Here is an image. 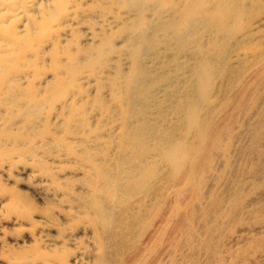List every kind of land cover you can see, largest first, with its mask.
Segmentation results:
<instances>
[{"label":"rangeland","instance_id":"1","mask_svg":"<svg viewBox=\"0 0 264 264\" xmlns=\"http://www.w3.org/2000/svg\"><path fill=\"white\" fill-rule=\"evenodd\" d=\"M140 3L0 0L4 60L0 74L6 72L0 81V133L21 135L16 140L0 136V264H93L101 253L99 240L106 238L101 225L89 220L93 202L102 206L115 246L132 242L129 230L122 228L130 220L126 210L134 208L140 196L113 207L105 191H95L98 183L92 181L89 161L116 179L117 171L134 161L119 147L121 131L130 133L128 149L141 143L137 148L158 153V137L182 129L180 118L199 58L193 53L197 45L193 35L186 38V49L180 50L172 32L164 29L171 20L169 5L141 7ZM198 31L200 49L215 47L223 53L215 70L224 57L228 64H236L253 61L264 52L262 32L242 44L228 45L225 36L212 39L202 26ZM13 35L19 41L8 43ZM241 47L250 52L240 53L238 60L231 58ZM98 50H103V65L91 73L87 61ZM209 61L216 59L209 56ZM76 66L79 73L73 80L68 70ZM133 68L140 71V78L126 100L123 95ZM244 76L243 83L253 86L239 111L232 99L237 84L230 78L213 80L215 124L228 126L218 148L197 159V189L189 187L178 199L168 196L156 211L154 227L166 206L178 202L169 236L163 239L170 243L167 263L157 264H264V128L257 129L259 136L254 139L244 124L255 120L244 114L250 107L258 109L253 98L260 99L258 88L264 86V77L255 80L250 71ZM57 80L64 83L60 96ZM71 106L78 110L71 111ZM133 118L147 121L144 132L133 135ZM155 160L152 191L161 196L170 183L169 169L159 155ZM11 191L24 202L16 209ZM204 240L211 244L208 249L201 248Z\"/></svg>","mask_w":264,"mask_h":264},{"label":"bare ground","instance_id":"2","mask_svg":"<svg viewBox=\"0 0 264 264\" xmlns=\"http://www.w3.org/2000/svg\"><path fill=\"white\" fill-rule=\"evenodd\" d=\"M148 3L157 4L159 6H170L171 20L165 23L163 27L172 32L174 38L178 41L180 50L186 49V38L193 35L197 44L194 46L193 53L199 57L192 68L191 86L193 88L191 89V95L185 98L184 113L180 118L183 123L181 131L177 134L172 131L171 133H162L158 137V153L143 146L137 148L141 143L134 147L133 150L128 149L127 136L130 133L121 131L119 136V147L124 155H132L134 161L132 164L127 165L123 171L118 170L116 179L109 176V173H107L104 168L95 166L88 160L89 171L93 177L92 181L98 183V188H96L95 191H105L108 196V201L113 207L119 204H129L131 203L130 200L136 201L140 196V201L136 202L135 207L126 210V215L130 220H128L129 224H125V227L122 229L129 230L133 238L132 242L128 245L117 244L115 246L112 234L109 230V221L103 216V208L98 202H93L94 215L90 217L89 220L93 225H101L102 231L105 232L106 237L99 240L98 247L101 253L96 257V260L94 259L93 264H157V261H164V263H167L165 257L168 253V246H170V243H163V239L169 236L168 229L170 221L172 217L178 213V202L166 206V211L161 215L158 227L153 226V219L157 216L156 211L163 205V201L166 200L168 196H175V198L178 199L186 189H189V187L194 189L196 187V183L200 180L197 179L196 176V172L198 168H200L197 159L204 156L208 150L218 148L219 138L222 137L224 130L228 126L219 127L215 124L214 116L217 110L213 111L210 97L214 89L213 80L217 77L225 79L230 78V80H228L232 81V84H237L238 91L233 94L232 99L236 101L237 106H235V109L239 111L245 108V93L253 86H247L243 83L245 73L248 71L253 73L255 80L259 77H264V52H261L262 56L255 57L253 61H236V64H228L224 57L221 60V67L219 70H215L214 64L218 59L222 58L223 53L216 50L215 47L202 50L200 49V44H198V39L201 38L198 31L200 26L210 33L212 39L225 36L224 40L227 41L228 45L242 44L243 41L257 38L255 36H257L258 33H264V29H262L264 27V0H243L241 3H239L238 0H141L140 6L142 7L144 4ZM16 36L17 35L11 36V38L7 40L8 43L19 41L15 38ZM104 44L107 46L108 40H106ZM215 51L219 52V57H216L218 55ZM102 52L103 50H98L97 53L93 52V54L90 55L87 66L91 73L95 72L97 65H99V67L103 65ZM234 52L237 53H232L230 56L238 60L239 56L241 58V54L247 55L250 50L249 48L241 47L240 50ZM259 54L260 52L256 55ZM209 56L216 59V61H209ZM225 56H227L226 53ZM133 57L134 60L137 59L136 50L133 51ZM3 63L4 60L0 57V64ZM78 73V66L70 67L68 70V74L73 80ZM5 74L6 72L2 70L0 81H2ZM139 78L140 71L137 68H133L127 80L126 90L123 95L124 99L126 98L127 100V98H129L131 95L130 89L134 87ZM254 78L252 81L255 83ZM63 85L64 83L60 80L56 81L55 89L60 91L59 96L61 92L64 93ZM258 89L261 90L260 99L253 98L254 104L257 103L258 100L256 105L258 109L250 107L247 110L248 112L246 111L247 113L245 112L246 114H244L248 119L253 118L255 120L252 122L249 120L243 121L246 128H250L251 136L254 139H257L259 136V130L257 131V129L261 127L264 128V97L262 96V93H264V86ZM152 96L154 98V95ZM116 99L120 98L117 97ZM116 99L112 100L118 102ZM131 102L132 100L130 98V103ZM220 106V110L224 109L226 102L224 101ZM70 110L77 111L78 107L71 106ZM123 114L122 116L124 118L128 117ZM132 121L134 122L133 135L135 132H144L146 130V120L144 121L142 118H133ZM0 136L16 140L21 135L17 134L14 136L8 132H1ZM133 139L134 137L131 138V141ZM155 155H159L161 162L169 169V177L166 181L168 180L170 183L161 196H157V194L153 192V179L156 177L157 161L155 160ZM236 193L237 191L234 189L232 194L234 195ZM10 194L12 196V209H16L24 203L21 202L22 199L16 192L11 191ZM195 194L199 196L197 191H195ZM234 201H236V199H234L233 202ZM232 205L231 203V206ZM129 206L130 205L126 208ZM162 209L164 210V208ZM189 217H187V219ZM122 225L121 223L120 227H122ZM210 245L208 240H204L202 241L201 248L208 249Z\"/></svg>","mask_w":264,"mask_h":264}]
</instances>
